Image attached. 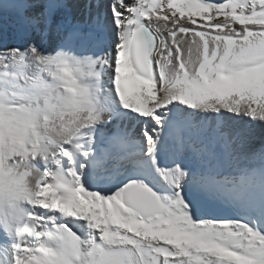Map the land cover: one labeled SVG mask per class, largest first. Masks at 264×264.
<instances>
[{
  "label": "snow or ice",
  "instance_id": "1",
  "mask_svg": "<svg viewBox=\"0 0 264 264\" xmlns=\"http://www.w3.org/2000/svg\"><path fill=\"white\" fill-rule=\"evenodd\" d=\"M0 264H264V0H0Z\"/></svg>",
  "mask_w": 264,
  "mask_h": 264
}]
</instances>
